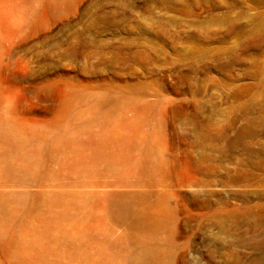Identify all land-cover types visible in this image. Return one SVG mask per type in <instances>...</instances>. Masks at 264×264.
<instances>
[{
    "label": "rangeland",
    "instance_id": "rangeland-1",
    "mask_svg": "<svg viewBox=\"0 0 264 264\" xmlns=\"http://www.w3.org/2000/svg\"><path fill=\"white\" fill-rule=\"evenodd\" d=\"M0 11L4 118L48 127L47 138L85 142L104 131L101 119L92 121L99 108L109 119L110 137L129 132L123 121L139 122L140 135L152 137L153 118H143L149 105L153 114L162 113L161 153L170 167L208 181L201 187L196 181L170 186L159 175L151 181L135 169L140 155H114L123 148L111 144L109 159L128 162L116 165L121 170L91 173L93 186L80 190H107L116 198L104 201L91 192L83 208L88 216L50 224L44 243L61 239L59 264H85L86 258L117 264L135 246L161 242L162 236L149 238V229L120 219L115 207L152 206L159 193L171 190L178 192L167 200L178 214L174 264H223L234 251L243 260L262 253L241 242L264 248V0H0ZM231 139L236 148L226 149L220 176L227 178L226 169L236 164L238 182H215L208 175L213 149ZM202 145L209 153L205 160ZM12 186L8 181L0 191ZM232 190L254 193L229 198ZM195 192L214 204L229 198L224 210L250 217L255 234L245 233L249 223L233 227L229 219L220 230L212 211L188 197ZM248 200L250 211L244 207ZM224 210L217 216L229 212Z\"/></svg>",
    "mask_w": 264,
    "mask_h": 264
},
{
    "label": "bare ground",
    "instance_id": "bare-ground-1",
    "mask_svg": "<svg viewBox=\"0 0 264 264\" xmlns=\"http://www.w3.org/2000/svg\"><path fill=\"white\" fill-rule=\"evenodd\" d=\"M1 47L0 40V49ZM101 105L102 103L99 104V106ZM146 110L149 113L143 118L145 120L153 118V126L156 129L155 135L152 137L140 135L144 125L142 126L135 121L129 125L123 121L121 126L125 130L129 128V132H121L114 138L110 137L109 119L105 111L98 108L92 114V121L101 119L104 131L99 136H95L96 138L90 136L89 141L85 142L78 141L75 137L69 139L47 138L45 133L48 127L27 124L13 118H4L0 114V185L8 181L13 185V189L9 192L0 191V264H48L49 260L50 264H54L55 259L59 264L61 239L56 238L47 246L44 243V236L48 234L52 222L88 216L83 208L85 199L91 192L99 195L104 201H109V199L113 201L116 198L114 194L109 195L107 190H80L82 186H93L90 178L91 173L96 171L109 172V169L121 170L116 165L128 162V159H109V155H111L109 146L115 142L123 149L116 151L114 155L129 156L135 154L142 157L139 160L141 166L135 169L142 172L151 181L159 175V182H168L170 186H176V182L190 185L196 181L195 183L200 187L208 184V181L201 179L199 175V178L194 177L197 172L192 174L182 166L176 170L170 167L161 153L165 147L162 113L153 114V109L149 105ZM231 141L227 145L223 144L225 146L213 149L217 155L213 160L215 162L214 168L208 175H215L213 177L215 182L226 181L229 184L238 182L239 168L234 161L235 167L226 169L228 171L227 178L224 175L220 176V172H222L220 167L223 166L219 164H222L227 158L226 149L232 152L236 148L237 140L231 139ZM161 147L163 148L161 149ZM200 155L201 160L208 158L209 153L204 145H202ZM198 169L200 175L205 174L206 168L202 164L198 165ZM82 177L87 178L82 181ZM204 177L208 178V176ZM96 191L99 192L96 193ZM176 192L171 190L159 193L154 205L148 207H141L139 204L130 202H119L121 200L117 201L119 203L115 210L120 219L128 220L133 227L149 229L151 231L148 235L149 238L154 239L159 235L162 236L161 242L149 241L135 246L131 251L128 250L129 252L122 262L117 264H174L178 214L176 209L167 204V200ZM203 192L210 193L207 190H203ZM198 193L188 194V197L195 200L198 205L206 206L208 212L212 211L211 214L219 223L220 230H223L222 225L227 222V219L230 220L233 227L238 223H253L250 217L240 219L236 214L233 216V211L224 210L223 204H228L230 197L245 196L247 199L254 192L249 191V193L243 194L239 191H229V198L227 197L228 199L225 201L220 200L219 204H214L207 196L199 197L200 194ZM244 207L248 211L252 209L250 200ZM221 210L229 212L226 214L219 213L222 215L217 216ZM233 227L230 229H234ZM239 228H241V224ZM252 228L253 226L249 227L248 230H242H246L245 233L252 235L256 232ZM241 245L251 248L255 252L254 254L259 251L262 253L256 257L252 256L253 254L248 257L244 256L243 260L244 254L234 251L232 260H226L223 264H264V248L261 247L260 243L245 240L241 242ZM84 261L85 264H93L88 258ZM105 264H113V262L108 260Z\"/></svg>",
    "mask_w": 264,
    "mask_h": 264
}]
</instances>
